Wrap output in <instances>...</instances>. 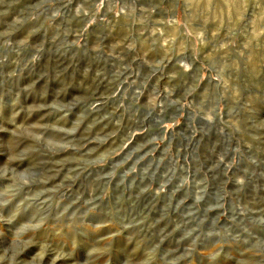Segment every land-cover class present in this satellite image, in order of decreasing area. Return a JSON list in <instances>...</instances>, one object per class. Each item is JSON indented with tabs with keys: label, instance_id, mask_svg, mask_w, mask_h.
<instances>
[{
	"label": "rangeland",
	"instance_id": "1",
	"mask_svg": "<svg viewBox=\"0 0 264 264\" xmlns=\"http://www.w3.org/2000/svg\"><path fill=\"white\" fill-rule=\"evenodd\" d=\"M0 264H264V0H0Z\"/></svg>",
	"mask_w": 264,
	"mask_h": 264
}]
</instances>
